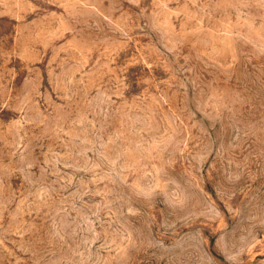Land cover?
Instances as JSON below:
<instances>
[{"label":"rangeland","instance_id":"374dc122","mask_svg":"<svg viewBox=\"0 0 264 264\" xmlns=\"http://www.w3.org/2000/svg\"><path fill=\"white\" fill-rule=\"evenodd\" d=\"M0 264H264V0H0Z\"/></svg>","mask_w":264,"mask_h":264}]
</instances>
